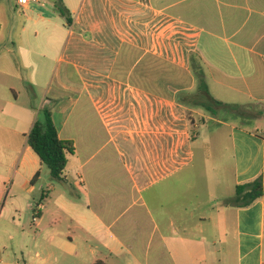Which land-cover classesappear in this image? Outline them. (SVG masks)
<instances>
[{"label":"crops","instance_id":"1","mask_svg":"<svg viewBox=\"0 0 264 264\" xmlns=\"http://www.w3.org/2000/svg\"><path fill=\"white\" fill-rule=\"evenodd\" d=\"M21 9L23 32L53 18L66 32L38 105L19 102L11 82L28 67L0 52L9 191H38L43 163L28 133L48 106L75 144L58 179L73 201L56 197L73 208V246L123 264H264V196L224 203L238 184L264 181V129L229 121L264 118V0H39ZM47 50L31 48L41 85ZM212 98L243 107L213 114L203 106Z\"/></svg>","mask_w":264,"mask_h":264},{"label":"rangeland","instance_id":"2","mask_svg":"<svg viewBox=\"0 0 264 264\" xmlns=\"http://www.w3.org/2000/svg\"><path fill=\"white\" fill-rule=\"evenodd\" d=\"M24 20V13L16 0H0V52L7 49L11 62L17 65L24 62L28 67L22 69L19 65L11 82L18 89L19 102L38 105L45 95L47 84H51L53 67L57 65L54 52L64 43L66 22L62 18L41 21L37 25L31 22L28 30L23 32L21 27ZM34 45L49 48L42 85L34 77L32 69H29L30 63H34L37 57L31 51ZM6 80L7 74L1 72L0 84ZM30 83L37 95L32 93ZM229 121L242 124L255 132L264 129V118L246 121L236 116ZM228 152L222 151L218 155L216 151L215 154L225 161L230 157ZM8 170L9 162L0 158V178L5 177L4 186H0V264H93L99 259L109 264H123L111 256H93L77 240L73 246V235L78 233L77 229L73 232V208L64 207L56 198L64 192L73 201V190L53 178L47 165H42L40 176L35 181L38 191L34 194L19 188L14 196L9 191L11 183L7 177L11 173ZM223 174L230 177L226 168ZM43 193L47 195L44 200ZM33 208L37 216L35 219ZM40 209L42 213L38 215Z\"/></svg>","mask_w":264,"mask_h":264},{"label":"trees","instance_id":"3","mask_svg":"<svg viewBox=\"0 0 264 264\" xmlns=\"http://www.w3.org/2000/svg\"><path fill=\"white\" fill-rule=\"evenodd\" d=\"M60 13L70 21L69 10L60 1L56 2ZM207 90V89H205ZM213 102L203 104L213 114H216L214 107H228V109L236 110V113L241 109L240 104H229L212 98ZM42 117H38L28 133V143L39 155L43 164L47 165L50 173L55 179L65 178V169L69 161V155L73 154L75 144L73 140L63 139L60 137L57 126L53 119L52 111L48 106H45L42 111ZM39 173L35 175L38 177ZM264 196V181L262 176L237 185L236 195L232 198L224 200V203L238 206H248L257 198ZM45 199V198H42ZM34 210V218L36 212ZM42 209L39 210V214ZM93 264H109L103 259H99Z\"/></svg>","mask_w":264,"mask_h":264},{"label":"built area","instance_id":"4","mask_svg":"<svg viewBox=\"0 0 264 264\" xmlns=\"http://www.w3.org/2000/svg\"><path fill=\"white\" fill-rule=\"evenodd\" d=\"M17 1V4L20 5V6H29L31 4H34V3H38L39 0H16ZM43 206V205H42Z\"/></svg>","mask_w":264,"mask_h":264}]
</instances>
